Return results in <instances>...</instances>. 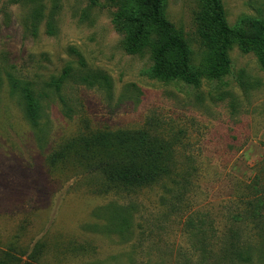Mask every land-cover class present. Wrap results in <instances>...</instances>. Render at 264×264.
Returning a JSON list of instances; mask_svg holds the SVG:
<instances>
[{"label": "rangeland", "instance_id": "rangeland-1", "mask_svg": "<svg viewBox=\"0 0 264 264\" xmlns=\"http://www.w3.org/2000/svg\"><path fill=\"white\" fill-rule=\"evenodd\" d=\"M221 1L230 28L245 17L264 19V0ZM115 11L110 0H0V255L9 247L29 255L42 243L41 256L30 264H195L188 219L209 220L218 245L254 178L259 183L251 192L264 193V72L254 54L233 43L229 72L212 78L211 33L198 21L197 0H166V19L182 32L198 83L159 82L149 77L148 52L124 53L123 37L112 26ZM80 58L110 78L111 93L69 83L47 93L38 128L30 127L8 75L41 92L45 81L66 65L77 68ZM87 126H151L174 140L177 160L190 174L188 193L180 202L172 200L180 195L174 187L160 186L94 196L83 176L49 170L47 155ZM125 209L131 211L127 233L92 231ZM241 235L253 243L249 229ZM253 258L252 264H264L256 250Z\"/></svg>", "mask_w": 264, "mask_h": 264}, {"label": "trees", "instance_id": "trees-1", "mask_svg": "<svg viewBox=\"0 0 264 264\" xmlns=\"http://www.w3.org/2000/svg\"><path fill=\"white\" fill-rule=\"evenodd\" d=\"M12 1L18 3L22 0ZM197 2L198 21L211 33L214 55L211 77L217 78L229 72L227 54L233 43H238L245 52L253 53L259 69L264 72V19L245 17L233 29L227 24L221 0ZM110 3L116 9L112 26L123 37L124 53L138 56L148 52L152 62L151 79L182 83L188 87L197 85L190 67L186 40L182 32L166 19V0H110ZM47 34L54 35L51 24L47 26ZM78 63L77 68L66 65L58 77H50L44 82L41 92L34 89L33 82L8 75L9 91L17 96L23 118L30 127L38 128L42 118V100L47 93H59L69 83L102 90L107 95L111 93L112 82L108 76L88 69L82 58ZM177 157L176 142L164 138L151 126L115 131H93L87 126L58 144L47 155L45 163L51 171L67 173L71 177L83 176L88 180L86 191L94 196L127 195L160 186L162 189L174 187L180 195L172 200L180 202L191 184L188 168ZM258 180L254 178L247 187L250 194L239 198L242 209L218 245L214 243L215 231L209 220L198 218V224H195L193 219H188L186 228L193 240L192 250L199 256L195 264H252L255 260L253 250L258 253L260 261L264 260V193L251 192L257 187ZM166 200L161 198L162 204L174 203L171 199ZM170 207L176 209L175 206ZM121 213L125 214L111 212L105 228L93 226L92 231L104 229L107 233H127L131 227V211L125 209ZM243 229L253 232V243L243 240ZM43 247L42 243H37L29 255L20 248L9 247L1 253L0 264H30V261L39 259ZM24 257L25 261L22 260Z\"/></svg>", "mask_w": 264, "mask_h": 264}]
</instances>
